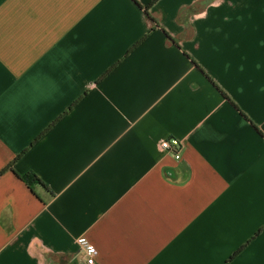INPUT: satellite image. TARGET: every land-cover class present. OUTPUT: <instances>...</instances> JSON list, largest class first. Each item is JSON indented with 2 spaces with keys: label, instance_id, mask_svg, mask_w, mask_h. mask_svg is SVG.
Returning a JSON list of instances; mask_svg holds the SVG:
<instances>
[{
  "label": "crops",
  "instance_id": "crops-1",
  "mask_svg": "<svg viewBox=\"0 0 264 264\" xmlns=\"http://www.w3.org/2000/svg\"><path fill=\"white\" fill-rule=\"evenodd\" d=\"M20 154L0 264H86L80 236L99 264H264V0H0V171Z\"/></svg>",
  "mask_w": 264,
  "mask_h": 264
},
{
  "label": "built area",
  "instance_id": "built-area-1",
  "mask_svg": "<svg viewBox=\"0 0 264 264\" xmlns=\"http://www.w3.org/2000/svg\"><path fill=\"white\" fill-rule=\"evenodd\" d=\"M160 147L168 152L172 153L176 159L180 158V152L182 150V143L178 138L169 137L161 141ZM77 243L82 251L84 261L86 264H99L97 259L98 250L96 245L87 239L85 236L77 238Z\"/></svg>",
  "mask_w": 264,
  "mask_h": 264
},
{
  "label": "trees",
  "instance_id": "trees-1",
  "mask_svg": "<svg viewBox=\"0 0 264 264\" xmlns=\"http://www.w3.org/2000/svg\"><path fill=\"white\" fill-rule=\"evenodd\" d=\"M147 8L146 7L144 10L147 12ZM150 21H153V18L149 17ZM25 151V150H24ZM23 151V152H24ZM22 154V153H21ZM18 155L12 162H10L5 168H3L1 171H0V175L3 174L4 172H6V170L8 169H12L13 167V162L15 160H17L20 156ZM18 178H20V180H22L30 189L31 191L33 192L34 191V186H38L42 189H45L47 191H50L48 186L42 181V179L34 172H25V173H22V174H18V173H15ZM51 192V191H50ZM51 194H53L51 192ZM240 251V249H238L237 251H235L231 257H234L238 252Z\"/></svg>",
  "mask_w": 264,
  "mask_h": 264
}]
</instances>
